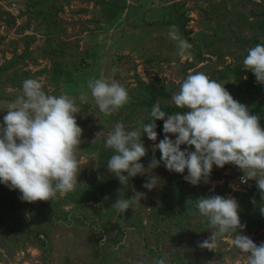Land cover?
<instances>
[{"label":"rangeland","instance_id":"obj_1","mask_svg":"<svg viewBox=\"0 0 264 264\" xmlns=\"http://www.w3.org/2000/svg\"><path fill=\"white\" fill-rule=\"evenodd\" d=\"M172 25L192 45L183 56L169 37ZM257 44H264V0H0V110L22 95L23 81L32 78L47 94L74 98L83 129L75 191L27 202L18 189L0 182V264H154L158 254L166 264L180 258L246 264V254L233 244L235 234L218 237L213 250L199 246L212 230L196 200L234 197L246 224L242 234L259 245L264 194L255 180L241 183L242 171L226 164L213 166L209 182L193 185L184 179L187 170L169 171L161 162L150 173L160 181L152 190L144 187L148 174L123 185L108 170L114 153L105 141L116 123L126 131L150 123L157 103L168 115L187 111L174 105L172 95L196 72L223 84L264 127V84L243 65ZM101 77L120 83L130 95L111 116L99 111L87 87L89 79ZM4 115L0 111V124ZM163 124L156 120L155 142L143 136L146 168L153 156L160 159L153 145L165 136ZM134 190L145 196L132 208L120 213L112 207Z\"/></svg>","mask_w":264,"mask_h":264},{"label":"clouds","instance_id":"obj_2","mask_svg":"<svg viewBox=\"0 0 264 264\" xmlns=\"http://www.w3.org/2000/svg\"><path fill=\"white\" fill-rule=\"evenodd\" d=\"M168 34L176 42L179 55L191 49L176 25L170 26ZM243 65L255 74L258 83L264 84V44L249 48ZM87 87L105 116L118 112L130 101L128 90L114 80L89 79ZM85 99L81 94L80 100ZM172 101L187 111L168 115L157 103L152 107L150 123L140 122L131 131H126L122 123L115 124L105 141L114 153L107 162L108 170L123 185L138 174H148L144 187L152 190L160 181L150 173L161 162L169 171L183 174L187 170L184 179L193 185L209 182L214 165L223 168L232 164L243 173L241 183L255 180L264 194V127L260 117L236 100L223 84L202 72L189 73L173 93ZM0 111H6L0 124V182L18 189L20 198L27 202L53 201L58 195L75 191L83 142V129L76 119L81 109L76 100L66 94H47L38 80L28 78L23 81L22 95ZM156 120L164 121L165 136L153 145V151L158 149L161 156L159 160L153 156L146 168L141 163L148 153L143 136L157 140ZM169 133L176 134L175 140ZM185 144L195 150H182L181 145ZM134 193L126 199L120 196L112 207L125 213L145 196L135 190ZM196 207L212 230L200 247L213 250L218 237L235 234L233 244L246 254V264H264V243L258 245L242 234L246 224L241 223L240 205L234 197H201L196 200ZM154 264L166 261L161 258Z\"/></svg>","mask_w":264,"mask_h":264},{"label":"trees","instance_id":"obj_3","mask_svg":"<svg viewBox=\"0 0 264 264\" xmlns=\"http://www.w3.org/2000/svg\"><path fill=\"white\" fill-rule=\"evenodd\" d=\"M163 111H165L166 113H167V110H164L163 109ZM159 255V257H161L162 258V256L160 255V254H158ZM192 260L191 259H187V261L186 260H184L183 258H180V260L179 259H177V261H174V260H172L171 261V264H178V263H188V264H192V263H190ZM193 264H198V262H194Z\"/></svg>","mask_w":264,"mask_h":264},{"label":"built area","instance_id":"obj_4","mask_svg":"<svg viewBox=\"0 0 264 264\" xmlns=\"http://www.w3.org/2000/svg\"><path fill=\"white\" fill-rule=\"evenodd\" d=\"M240 182H241V180H240Z\"/></svg>","mask_w":264,"mask_h":264}]
</instances>
